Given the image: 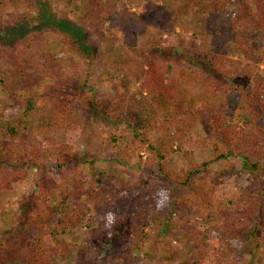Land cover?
<instances>
[{"label":"rangeland","instance_id":"obj_1","mask_svg":"<svg viewBox=\"0 0 264 264\" xmlns=\"http://www.w3.org/2000/svg\"><path fill=\"white\" fill-rule=\"evenodd\" d=\"M263 7L264 0H99L97 8L81 10L75 0H0V24L11 34L4 39L5 43H0V65L7 62L6 47L9 49L18 43L15 52L20 49L26 52L30 58L29 72L42 70L46 67L43 62L50 69L41 87L66 93L80 91L99 100L77 128L55 134L59 142L72 145L81 162L79 196H71L69 202L74 206L83 205L86 214L82 219L74 218L58 227L66 255L55 256L51 264H191L199 246L188 240L178 242L183 229H163L148 221L142 229L143 239L129 236L124 242L120 238L126 236L133 212L142 208L154 213L161 189L167 184L165 179L152 173L154 155L148 143L160 147L163 153L167 147L171 148L163 163L175 174L212 159L210 140L199 145L198 141L205 137L200 124L183 113H176L175 109H160L154 114L152 108L156 105L141 85L144 62L150 50L162 47L165 52L171 48L182 60L191 52L205 54L219 48L224 58L223 70L228 74L244 73L247 68L254 70L250 89L252 92L257 88L260 102L264 104L261 37H246L253 43L251 50L247 45L237 49L235 43L222 36V26L217 30L210 26V11H215L230 14L243 29L254 30ZM25 36L30 38L27 47L23 44ZM42 51H48L56 59H51L52 55L50 59L39 56ZM87 51L93 54L90 61ZM104 54L128 55L130 69L108 65ZM71 66L77 71L72 72ZM83 75L85 82L81 83ZM35 90L32 84L26 83L16 93L0 87V144L24 136L46 143L34 114H24L21 109L20 99ZM261 114L264 134V113ZM241 120L236 111L227 122L240 125ZM130 122L142 131L137 137ZM149 122L152 129L140 127ZM126 151L132 155L128 156ZM123 156L127 161L122 163ZM210 167L218 169L219 163L214 162ZM38 174L43 179L38 180ZM61 179L54 168L38 171L26 166L21 177L8 188H0V243L8 245L7 249H0V261L4 258L8 264H24L25 247L37 228L21 233L18 205L32 196L28 211L47 216L50 206L58 199L57 190L50 184ZM37 184H42L45 192L34 199L40 192ZM253 186L254 181L246 173L223 179L222 188L228 197L224 204L229 209L221 216L222 224L235 221L236 202H241L239 188ZM259 215L255 223H238L231 229L236 235L215 264H228V261L264 264V212ZM117 223L122 224L115 237L109 239L97 234ZM189 226L191 230H201L207 224ZM213 237H219L218 231L212 230L210 238Z\"/></svg>","mask_w":264,"mask_h":264},{"label":"trees","instance_id":"obj_2","mask_svg":"<svg viewBox=\"0 0 264 264\" xmlns=\"http://www.w3.org/2000/svg\"><path fill=\"white\" fill-rule=\"evenodd\" d=\"M98 1L75 0V3L81 10H89L97 8ZM260 11L258 26L254 30L243 29L230 14L215 11H210V26L214 30L222 26V36L226 41L235 43L237 49L247 45L251 50L253 43L246 37L259 36L264 43V7ZM5 28L0 24L2 44L5 43L4 39L11 35ZM63 33L71 38L68 32ZM15 37L18 38L19 35ZM29 41L30 38L25 36L23 44L27 47L30 45ZM72 41L76 43V40ZM15 45L9 49L6 47L9 55L6 64L0 65V87L6 92L16 93L25 83L34 86L35 91L20 99L23 107L21 109L24 114H34L38 131L46 143L41 144L35 138L24 136L0 144V188H8L10 183L22 176L26 166L38 171L54 168L59 172L61 181L50 184L57 190L58 199L50 206L47 216L41 213L31 214L28 211L32 196L18 205L21 211V233L37 228V233L30 237L31 241L25 247L24 264H51L55 256L66 255L64 240L58 227L74 218L82 219L86 214L83 205L74 206L69 202L71 196H79L78 177L82 173L81 162L72 145L59 142L55 134L77 128L90 115L92 106L97 105L99 100L92 95L87 97L88 94L80 91L66 93L41 87L42 81L48 78L50 69L47 64L43 62L46 67L42 70L29 72L27 64L30 58L23 49L15 52L16 46L20 44ZM163 50L162 47L150 50L147 54L141 80L144 91L156 105L152 108L154 114H158L160 109H175L176 113H183L200 124L205 137L198 141L199 145L210 140L212 159L175 174L163 163L165 154L171 151V148L167 147L163 153L160 147L148 143L147 146L154 155L152 173L165 179L167 184L161 189L158 202L156 200L158 208L154 213L151 214L148 209L142 208L133 212L128 225L122 222L127 225L128 232L120 238L124 242L129 236L142 238V229L148 221L157 223L163 229H183L178 242L188 240L199 246L191 264H215L222 254L226 253L232 236L236 235L231 229L236 228L238 223H255L260 219L259 212H264V134L260 125L264 104L260 102V92L257 88L252 92L250 89L254 70L247 68L244 73L237 71L236 75L228 74L223 70L224 58L220 55L219 48L205 54L191 52L189 55L185 54L183 60L178 58L176 53H172L171 48L166 52ZM86 54L89 55L90 61L93 54L89 51ZM38 55L50 59L52 54L42 51ZM103 57L108 65L130 69L128 55L113 57L111 54H104ZM51 59L56 58L52 55ZM70 69L72 72L77 71L73 66ZM84 82L83 75L81 83ZM236 111L242 117L240 125L227 122ZM132 122L130 128L134 137H137L142 131L136 130ZM140 127L147 130L152 129L153 125L149 122ZM10 130L13 128L8 127V131ZM126 153L128 156L132 155L127 151ZM126 161L125 156L120 160L122 163ZM214 162L219 163L218 169L210 167ZM16 169L19 171L15 174ZM245 173L254 181V186L251 189L239 188L241 202H236L238 206L235 209V221L222 224L221 216L229 209V206L224 204L228 197L224 195L222 181L226 176L235 178ZM41 178L43 179L42 174H38L37 179ZM37 185L40 192L34 199L40 198L45 192L42 184ZM122 223L106 226L97 234L102 237L104 234L105 238L111 239L118 234L117 229ZM191 223H205L207 226L201 230H191ZM212 230L218 231L219 237L210 238ZM7 247L6 243H0V249ZM0 264L8 263L3 258ZM228 264L232 263L228 261Z\"/></svg>","mask_w":264,"mask_h":264}]
</instances>
